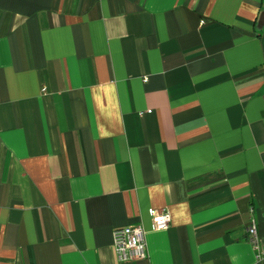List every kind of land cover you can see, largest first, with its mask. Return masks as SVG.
I'll list each match as a JSON object with an SVG mask.
<instances>
[{"label":"crops","instance_id":"crops-1","mask_svg":"<svg viewBox=\"0 0 264 264\" xmlns=\"http://www.w3.org/2000/svg\"><path fill=\"white\" fill-rule=\"evenodd\" d=\"M0 264H264V0H0Z\"/></svg>","mask_w":264,"mask_h":264},{"label":"built area","instance_id":"built-area-1","mask_svg":"<svg viewBox=\"0 0 264 264\" xmlns=\"http://www.w3.org/2000/svg\"><path fill=\"white\" fill-rule=\"evenodd\" d=\"M149 216L153 230L162 231L169 227L170 219L167 212L150 210ZM246 232L248 242L257 249V228L254 221H251ZM144 234V230L140 225L119 228L113 231L112 247L118 262H133L146 258Z\"/></svg>","mask_w":264,"mask_h":264}]
</instances>
